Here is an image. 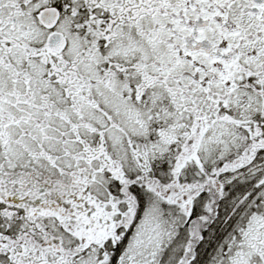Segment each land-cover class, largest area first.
Listing matches in <instances>:
<instances>
[{
	"label": "snow or ice",
	"instance_id": "obj_1",
	"mask_svg": "<svg viewBox=\"0 0 264 264\" xmlns=\"http://www.w3.org/2000/svg\"><path fill=\"white\" fill-rule=\"evenodd\" d=\"M0 264H264V0H0Z\"/></svg>",
	"mask_w": 264,
	"mask_h": 264
}]
</instances>
